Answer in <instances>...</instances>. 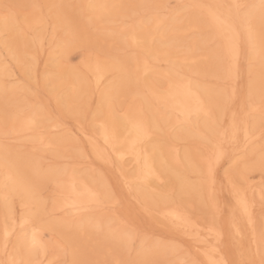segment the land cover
<instances>
[{
    "label": "rangeland",
    "instance_id": "obj_1",
    "mask_svg": "<svg viewBox=\"0 0 264 264\" xmlns=\"http://www.w3.org/2000/svg\"><path fill=\"white\" fill-rule=\"evenodd\" d=\"M158 2L161 5H173V6L204 5V6H209L211 8H215L221 12H224L225 10L216 8L215 6L227 5L233 3L231 0H158ZM6 3L19 5L21 7L14 9L15 15L11 17L12 19L11 18L8 19L13 23L12 24L13 27L11 29L12 32L15 33H12L10 29L5 31L2 28L0 29V31L3 30V32H0L1 64L2 66H4V68L7 71L6 75L3 77L4 83L7 80L9 81V88L13 87V85L16 86L13 88H20L19 91L20 95L17 98L18 100L22 98L24 95H28L30 104L39 105L44 109H47V111L49 110L48 112L51 114V120L48 121L47 123L50 124L51 122L58 123L55 136L56 135L66 136L67 138H69V140H71L74 143L73 147L67 150L69 154L66 157L64 156L62 158L57 159L54 158L53 156H49L50 154H47L45 157H43L44 159L42 158V162H41V164H43L41 165V167H43L42 169L44 170L51 169V168H56L58 166L57 168L61 170L64 167H70L73 166V164L80 163L77 168L81 172L91 173L94 174V176L97 175V177H99L102 180L104 187L103 191L104 189L109 190L112 193V195H109L106 198L107 200H105V197H103L104 202L106 203L104 210H101L99 212L96 209H94L93 211L89 212L91 214H88V217H94L95 215L97 217L102 212L104 213V215L102 213L100 214L102 217L103 216L104 218L111 217L115 219L114 221L112 219L113 225L117 226V227L113 226L115 227L114 230H116L117 228V230L119 231L120 226L122 229L125 230L124 231L125 238L123 237L122 243L126 258L129 257V249H133L136 246L135 235L130 234L128 232V227L131 226L132 228L135 229L136 233L146 234L149 236H153L157 239L170 241L174 245L173 249H170L169 250L170 252L167 253V255L163 257L162 260L169 261L170 264H190V262H194V261L195 264H202V260L200 259V257H198L195 254L193 249V244H191L190 240L187 237L175 231L166 222H163L161 219H159L160 216H157L158 203H160L158 201L161 200L159 194L169 193L168 195L169 197L168 196L164 197L166 200L167 198L172 197L174 203L184 206V204L181 203H184L182 200L185 201L186 198L187 202L185 204L187 205V209L190 208L192 209V210L190 209L191 214L193 213V216L200 223L202 222L203 225L205 223L207 225L212 223L211 222L212 213L210 212V210L206 205L207 193L201 190V186H199L200 171H198L197 173L198 169L189 166L188 164H186L185 166L180 165L179 167L171 166L168 170L169 173L167 171V173L164 175V179L161 182L155 184V187H153L155 189H153L150 186L133 185V187H131L132 189L127 190L123 184V176L119 164L116 161H113V164H109L108 162H105L101 160L99 157L95 156L92 152L89 141L91 139L89 135L91 133L95 134L94 132H96V134L99 133L100 126L95 122H93L90 114L88 115L87 118H85V113H92L96 111V109L99 107V102H98L99 95L94 85H92L94 83V80L92 81L94 77L92 74H89L88 72L87 75L85 71V65L91 61H96V60L101 61L103 64H107V65L109 64L108 66L112 65L114 67L117 63H126L129 67L130 73L134 75L136 74V72H138L139 69L137 59L146 57L150 63L152 62L151 67L153 71L146 74L144 79L147 80L151 86L153 85L152 87L154 89L156 90L158 89V91H164L169 86V80H168L169 77H166L164 74L175 77L176 75H178L177 77L179 76L183 77L184 75L186 77H189V79L191 81H194V83H205L211 87H215V88L219 87L221 91H226L230 87L229 82L227 80L225 81V79L222 80L221 78H217L215 75L213 76V74L209 71L205 72L202 69L197 70L195 66L190 65V63L187 61L184 62L181 61V59L179 58L176 59V56L179 57V55L180 56L184 55L186 46L183 45H185V43H182L181 45H177V44L174 45L171 43L164 44L163 45L165 46L164 49L166 50L167 53H169L168 55L172 60L168 59V61H166L167 56L166 58L164 56L162 57L158 56L156 58L158 61L157 60L155 61L154 55L145 54L142 51L134 47H131L125 39L121 38L120 31L122 28H129L130 26L138 22H144L148 24L149 22L152 21L151 19L153 17L151 19H140V18L131 17L128 14L127 16L119 15L116 18H114V20H108V18L105 16H101L99 20H96L92 17V14L88 8L82 9L80 7H76V6L84 5L83 0H0V20L2 19L5 20L4 19L5 12L3 10L2 5ZM239 3L258 5L260 3V0H239ZM32 5H40L42 7L32 8L31 7ZM50 5H66V6L71 5L73 7H66L63 10H61L59 14H57V10L49 9L48 6ZM176 11L180 12L181 15L176 16L175 13H169L164 9L157 10L156 15L161 20L172 22L177 18L187 19L190 16H192V14L194 13L197 14L198 12L196 8L186 9V10L177 9ZM34 16H36L37 18L34 19ZM69 17L74 18V20H76L77 28L80 27L81 29H83V33L81 35L76 36L73 33L72 29L68 28V24L70 23ZM31 18L37 21L40 20L41 22L39 23L40 25L34 24L35 26L32 25L29 28L25 27L24 26L25 23H23V21L26 22L28 20H31ZM54 32H55V39L53 38ZM209 32H211V30L206 29L204 32L205 37L203 38L202 32L196 30H192V31L187 30L185 34H183L184 39L182 38V40L189 42V40L195 38L202 39V43L201 45H199V48H203V49L206 48L207 51L205 52L213 51L215 46L208 47V42H207L208 37L211 36V33ZM15 45H18L20 48L26 47L27 55L25 57V62L22 65H19L16 62L15 58H12L13 54L10 52L11 51L10 48L14 49L13 47ZM8 47L10 50H8ZM30 49H32L33 51ZM171 55L172 57L174 56L175 59H173ZM29 56H31L32 59ZM191 72H193L194 74ZM74 73L85 75L84 78L87 88L85 95L86 96L85 102L82 105V108L81 107L77 108V112L70 111L67 103H65L66 99H64L66 98L65 93L67 94V90L69 89L67 88L68 86L65 84H67V82L70 80L69 76H73ZM112 76H114L112 73H108L105 79H103L102 81L103 85L100 86V88L104 86H108L112 81L113 78ZM87 82H89V85L87 84ZM161 84H163V87H161ZM26 90H30V91H26ZM141 94L145 95L147 94V91L145 90V92L142 93L141 92L137 93V91L130 92L127 94V96H125V98L121 102L112 99L111 108L113 107L112 112L114 113V116H116V118L118 119L124 118L126 116V113H128L129 109L134 105L135 100L141 97ZM7 105H6L7 107L6 106L4 107L3 111L0 110V139H2L0 141L4 146L5 145L7 147L14 146L15 149L18 151L20 149L22 150H25L26 148L30 149L29 148L30 145L24 146L25 138H22L23 136L20 135H15V134L11 135L8 138L7 142H5L3 135L5 130V125L7 124L9 131H11L13 128H15L14 126L17 118L19 117L18 115L26 114V113L18 112L17 108L14 107V105L11 104H7ZM229 119H230V113H228L227 110H224L219 113L220 122L222 123L227 122ZM193 124H194V128L198 127L196 121H194ZM50 129L51 128H46L47 131L45 130V132L49 133ZM179 129L180 128L175 127L174 129L170 130L168 133L162 131L158 133V136L157 134L155 135L154 138V141L156 143L155 146L160 151L159 152L157 150L159 153H162L164 147L163 145L165 144V142H167V140L173 137V134H175ZM184 129L186 130V132H191L192 130L191 127L189 126H186ZM17 136H20V138ZM20 139L21 140L24 139V141L22 142ZM179 143H180V148L183 152L193 153L197 150L199 151V149L201 150L204 149L206 147L207 141L195 135L194 136L190 135V137H187L186 139L179 141ZM240 144H241V139H240ZM69 151H72V154H70ZM232 152L233 150L230 149L228 156H226L223 160H221L220 164L217 167V174H218L217 198L220 202L221 207L225 209L226 216L231 215L233 212H235L237 224L241 228V233L246 234L247 231L246 223L244 222V220H242L239 209L236 206V201L234 200V197L231 193V189L228 186L227 180L224 179L225 171L229 169L234 159ZM129 170L130 172L127 173L128 176H130L132 172L131 171L132 169H130V167ZM259 170L258 169L251 170L244 179V187L245 188L247 187L246 188L247 192L249 191L248 194H251V196L255 198L253 199L256 201L257 207L255 214L257 215L258 228L262 219L264 220V200L261 199L262 189H264V171L262 170L259 171ZM6 172L7 169L5 166L3 168H0V177L3 173ZM185 178L187 180L186 184L183 183V179ZM52 179L50 180L51 181L50 183L47 182V184H45L44 190L40 193L41 206L39 207L41 211L39 212L43 211V213H39V215L40 214L42 215L39 216L40 217L39 219H35L36 221L31 220L34 228H36L37 232L41 235V238L46 244L45 250L39 253V258L40 260L44 261V264H54V263L72 264L73 261H71L72 259L70 257L71 251L69 244L65 242L64 239H62L56 231H51L45 229L44 227H41L42 224L54 222V219L59 220L58 222L60 221L64 222L65 220L63 219H66L67 217L57 207L58 203L63 200V198L61 197H64V195H62L63 193L61 194L62 191L61 185H59L60 177L58 181L56 180L52 181ZM220 180H223L224 182V186L222 190L220 188V183H219ZM190 182L192 184H190ZM193 183L195 185H193ZM245 183L249 185L246 186ZM187 184H189V186H191L192 188L188 187ZM198 188L200 190H197ZM152 189L155 191L154 196L155 198H157V201L155 199V201H153L155 202L153 203V206L151 204L149 205V208H146L145 210L144 208L146 204L143 199H140V197L142 195L144 196L146 194L153 192ZM145 190L147 191V193H145ZM186 190H187V195H185ZM137 192L141 194L139 195ZM178 196L180 197V200ZM177 198L178 201H182V202L178 203V201H175L177 200ZM170 200L171 198L168 199V201ZM22 201L23 200L21 197H19L18 195L15 196L14 206H15L17 223L20 222L19 217L24 207V203H22ZM53 201H55L57 207L55 209L53 207ZM109 201H111V203ZM141 201H143L144 204ZM30 204L28 207L34 209L37 208L33 203ZM140 205L141 207H139ZM193 207L195 208V210ZM1 214H4V202L2 203V201L0 200V218L3 216V215L1 216ZM228 233H229V229L225 226L223 239L222 241H220L219 245L222 253L227 257L229 262H231L238 260L240 258V253L238 250L230 246ZM1 238L2 237L0 236V242L2 241ZM55 255L58 256L55 257ZM2 256L3 255L0 254V259H5V257ZM132 256H135V252L132 253ZM51 258L52 261L50 260ZM79 258L81 259V261H86L87 259L88 261H93L89 257L88 253L85 257L77 256L78 261H80ZM82 258H85L86 260ZM98 261H102V260H98ZM103 261H107V262L110 261L109 264H114L111 262L110 259L109 260L104 259Z\"/></svg>",
    "mask_w": 264,
    "mask_h": 264
},
{
    "label": "bare ground",
    "instance_id": "obj_2",
    "mask_svg": "<svg viewBox=\"0 0 264 264\" xmlns=\"http://www.w3.org/2000/svg\"><path fill=\"white\" fill-rule=\"evenodd\" d=\"M231 1L233 3H239V0H231ZM83 3L84 5L97 6L94 8H88L92 14V17L96 20H99L101 16L107 17L108 20H114V18H116L119 15L121 16L128 15V13H126L124 10H113L100 6L127 5V4H160L158 0H83ZM196 9L199 13L198 12L197 14L194 13L192 14V16H190L187 19L177 18L172 22L161 20L156 15L157 13L156 11L153 18L151 19L152 21L149 22L148 24L144 22H138L130 26L129 28H122L120 31L121 38L125 39L131 47H134L145 54L154 55L155 61L157 60L156 58L158 56L161 57L164 56L165 58L167 56L166 61L170 59V56L168 55L169 53H167L166 50L164 49L165 48V46H163L164 44L171 43L174 45L175 44L181 45L182 43H185V45H183L186 46L184 55L183 56L179 55V57L176 56V59L179 58L181 59V61L184 62L187 61L190 63V65L195 66L197 70L202 69L205 72L209 71L213 74V76L215 75L217 78H221L222 80L225 79V81L227 80L229 82L228 72L221 63L220 59L215 54V51L213 50V51L205 52L207 51L206 48L204 49L199 48V45H201L202 43V39L195 38L189 40V42L182 40V38L184 37L183 34H185L187 30L200 31L202 32V37L204 38L205 30L210 29L211 32L209 33H211V35H214L217 30V25L213 13L219 15H222L224 13L209 6L196 8ZM35 18L37 17L34 16V19ZM34 19L31 18V20H28L26 22L23 21V23H25L24 26L29 28L34 24L38 25L39 23H41L40 20L37 21ZM69 19H70L69 21L70 23L68 24V28H71L76 36L81 35L83 33V29H81L80 27L77 28V23L76 20H74V18L69 17ZM12 24L13 23L10 20L6 22L5 20L2 19L0 20V29L2 28L4 29V31L10 29L12 32L11 29L13 27ZM0 32H3V30H1ZM15 46L13 47L14 49L10 48L11 49L10 52L14 56V57L12 56V58H15L16 62L19 65H22L24 64L25 57L27 55L26 47L20 48L18 45ZM10 49L8 47V50ZM29 57L31 58V56ZM172 58L175 59L174 56ZM137 60H138L139 69L138 72H136V74L134 75L130 73L129 67L126 63H117L114 67L112 65L108 66L109 64L108 65L103 64L101 61L96 60V61H91L85 65L86 73L88 72L89 74H92L94 77L92 79V81L94 80V83L92 85H94L99 95V101H98L99 107L101 105H104L106 111L109 108L111 109V115L109 116L106 122V127H101L99 122H95L100 126L99 133L96 134V132H94L95 134L92 133L90 135L88 134L91 139L89 141L92 152L95 156L99 157L101 160L105 162H108L109 164H113V161H116L119 164L123 176V184L127 190L132 189L131 187L133 186L130 187V185L125 181H130L132 180L133 177L137 176L140 173L141 169L144 167L145 163H147V165L149 166V170H150L149 179L147 183L137 184V185L150 186L152 188L155 187V184L161 182L164 179V175L167 173V171L171 166L179 167L180 165L185 166L186 164H188L189 166L197 168L198 169L197 173L198 171H201L203 169L206 147L204 146L205 147L204 149L202 150L199 149V151L197 150L193 153L183 152L180 148L179 141L184 140L187 137H190V135L191 136L195 135L207 141V136L209 135V133L204 120L203 119H200L201 121L197 120L194 116H191L190 118V114L195 113L199 108L202 107V105H207L210 98H215L219 93L222 92L219 89V87L218 88L211 87L205 83H194V81H191L189 77H186L184 75L183 77L181 76L177 77L178 75H176L175 77L166 74L164 75L166 77H169L168 78L169 86L164 91H158V89L157 90L154 89L152 87L153 85L151 86L148 83V81L144 79L146 74L153 71L151 67L152 62L150 63L146 57H142ZM6 73H7L6 69L1 64V54H0V110L2 111L4 110V107L7 104H11L14 105V107H16V103L18 101L17 98L20 95L19 94L20 88H13V87H10L8 95L7 96L5 95L3 91V85H4L3 77L6 75ZM108 73H112L114 75L112 76L113 78L111 83L108 86H104L100 88V86L103 85L102 84L103 79H105ZM69 77L70 80L69 81L67 80L68 82L67 84H65L68 86L67 88L69 89L67 90V94L65 93L66 98L64 99H66L67 102L65 101V103H67L70 111L77 112V108L78 107L82 108V105L84 104L86 99L85 95L87 88L84 78L85 75L74 73L73 76H69ZM87 84L89 85V82H87ZM145 90L147 91V94L145 95L141 94V97L135 100L134 105L129 109L128 113H126V116L124 118L118 119L116 118V116H114V113L112 112L113 107L111 108L112 99L121 102L125 98V96H127L128 93L134 91L135 92L137 91V93L140 92L142 93L145 92ZM162 113H167L168 118L161 119L160 116ZM18 116L19 117L17 118L14 127L28 128L30 125L27 119V115L19 114ZM194 121H196V124H198L197 128H194V124H195V123L193 124ZM186 126L191 127L192 129L191 132H186V130L184 129ZM52 127H55L56 129L58 127V123L51 122L50 124L46 122L45 128H52ZM175 127H178L180 129L175 134H173V137H171L169 140H167V142H165V144L163 145L164 147L162 150L163 153L162 156V153H159L160 151L155 146L156 144L154 141L155 135L157 134L158 136V133L162 131L168 133L170 130L174 129ZM145 131L147 132V135H144ZM44 132L42 133L40 130H37L32 133L20 134V136H23L22 138H25L24 146L30 145L29 146L30 149L26 148L25 150H22L18 148L20 149L18 151L15 149L14 146L7 147V161L5 159V146L0 141V163H1L0 168H3L5 166L7 169V172L3 174L1 173L2 175L0 177V200L2 201V203L4 202L5 186L7 185L8 192L10 195H14V196L18 195L19 197L22 198L23 203L27 204L28 206L30 203H33L37 208L34 209L29 207L31 209V216L29 217V225L27 226V228L29 235H31L32 231H35L39 237H41V235L37 232L36 228H34L31 220L39 219L40 218L39 216L42 215V214L39 215V213H43V211L39 212L41 211L39 207L41 206L40 193L44 190L45 184H47V182L49 183L51 182L50 180L53 178V170L59 169L57 168L58 166L56 168H51V169H45V170L42 169L43 168L41 167V165H43L41 164L42 158L45 157L47 154H50L49 156H53L54 158L57 159L65 156L63 154L57 155L55 151L49 149L48 142L51 132L49 133L45 132L47 134H45ZM42 135L44 137L43 142H41ZM106 135L110 138L114 137L115 140L118 142V149L119 152L123 154V159H120L118 155L114 154L112 152V149L105 144ZM20 136L17 137L20 138ZM256 136L257 137L259 136L258 130L256 132ZM56 137L58 138V142L60 144L69 146L67 149H62V153L63 151H67L71 147H73L74 143L71 140H69V138H67L66 136L56 135ZM21 141L23 142L24 139H22ZM259 143H260L259 139H256L254 141L257 151L254 157V165L252 167V170H256V169L261 170L259 163V151H258ZM243 146H244V139L242 137L240 148H242ZM69 152L70 154H72V151ZM137 154H139V157ZM79 164L80 163L73 164V166L70 167H64V168L61 167L62 171L59 176L61 181L59 180L60 182L59 185H61L62 191L60 189L59 190L61 191V194L63 193L62 195H64V197H61L63 198V200L61 199L62 201L58 203L57 207L59 210H61L64 213V215L67 216V217L65 216L66 219H63L65 221L58 222L59 220L54 219V222L42 224L41 227H44L45 229L51 231H56L60 235V237L69 244L71 251L70 257L72 259L71 261H73L72 264H74V261H78L77 256L85 257L87 253L89 254V257L93 261H98V260L103 261L104 259L105 260L110 259L111 262L114 263L116 261L128 259L129 257L126 258L125 256L123 243H122L123 242L122 239L125 236L124 235L125 230L122 229L120 225H119L120 226L119 231L117 230V228H116L117 231L114 230L115 227L113 226L116 225H113L112 222L115 219L111 217L109 218H104V216L102 217L100 215L102 212L100 214L98 213L100 216L97 214L98 215L97 217L96 215L94 217H88V214H91L89 212L93 211L94 209H96L99 212L105 209L106 203L104 202V199L99 198L95 195L96 193L103 191L104 187L102 180L99 177H97V175L94 176V174L91 173L81 172L77 168ZM129 167L130 169H132L130 176L127 175V173L130 172ZM64 169H67L66 173L63 172ZM52 181L55 180L52 179ZM183 183L184 184L187 183L186 178L183 179ZM190 184L192 183L190 182ZM193 185L195 184L193 183ZM245 185L248 186L249 184L247 185L245 183ZM187 186L191 187L189 186V184H187ZM246 188H245V195L247 196V199L251 205L250 207L251 216L256 227L258 228L257 215L255 214L257 207L256 201L254 200L255 198L251 196V194H248L249 191L247 192ZM197 190L200 189L198 188ZM154 192L155 191L153 190V192L149 193L150 195L146 194L144 196L142 195L141 196L142 198L140 197V199H143L146 204V206L143 205L145 206L144 208L145 210L146 208H149V205L152 204L153 206V203H155L153 202L154 201L153 198L155 197ZM145 193H147L146 190ZM138 194L140 195L141 193ZM185 195H187V190ZM107 197H105V200H107L106 199ZM170 198L171 200L168 201V199ZM170 198H167L166 200L163 197L161 198V200L158 201L160 202L158 203V215H157L160 216L159 219H161L163 222H166L175 231H177L178 233L182 234L183 236L187 237L190 240L191 244H193L194 252L198 257H200V259L202 260V264H209L210 259L222 260L225 262V264H230L229 260L222 253L220 249L219 244L221 240H218L215 231H209V228L211 227L212 223H210L209 225H207L206 223L203 225L202 222L200 223L193 216V213L191 214L190 211L192 209L191 208H190L191 210L187 209V205L185 204L187 202L186 198L185 201L182 200L184 203H181L184 204V206L174 203L172 197ZM178 198L180 200L179 196ZM178 198L175 201H178ZM155 199L157 201V198ZM182 201H178V203ZM109 202L111 203V201ZM141 202L144 204L143 201ZM139 207H141V205ZM239 212L242 217V220H244V222L247 224V217L242 214V210L239 209ZM102 214L104 215V213ZM173 214L182 217H187L190 226L187 228L179 227L178 226L179 221L175 220ZM1 216L2 217L0 218V236L2 237L1 238L2 241L0 242V254H2L5 257L2 248L3 236H4V214H1ZM14 240H15L14 236L10 237V241H14ZM9 250L11 251V247ZM56 256L58 255H55V257ZM163 257L165 256L157 257V259L162 260ZM6 258L7 257H5V259ZM52 258L50 259L51 261ZM82 259L86 260L85 258ZM86 261H88V259Z\"/></svg>",
    "mask_w": 264,
    "mask_h": 264
},
{
    "label": "snow or ice",
    "instance_id": "obj_3",
    "mask_svg": "<svg viewBox=\"0 0 264 264\" xmlns=\"http://www.w3.org/2000/svg\"><path fill=\"white\" fill-rule=\"evenodd\" d=\"M5 21L15 15L14 9L21 7L14 4H3ZM32 8H40V5H32ZM49 9L57 10L60 13L71 5H50ZM82 9L94 8L95 5L76 6ZM113 10H124L131 17L140 19H151L155 12L164 9L169 13L180 16L177 9H194L207 7L204 5H161V4H127V5H104L100 6ZM216 8L224 9L222 15L213 13L216 20L217 30L214 35L208 37V47H214L215 54L226 68L229 76L230 87L222 91L215 98H210L207 105H202L195 113L190 114L197 120L203 119L208 128L209 135L204 155V167L199 174L201 189L207 193L206 205L212 213V225L209 231H215L218 240L223 239L225 226L229 229V243L240 253V258L231 261L230 264H264V220L259 228L256 227L250 212V203L245 195L244 179L252 170L256 146L254 141L259 139V163L264 171V0L258 5L246 3H232L217 5ZM46 19V18H45ZM55 39V33H53ZM15 87V85H13ZM163 87V84H161ZM5 95L9 92V81L3 85ZM30 91V90H26ZM18 112L26 113L29 122L28 128H13L9 131L7 124L4 130V139L7 142L11 135L32 133L46 130V122L51 120V114L39 105L29 102L28 95H24L16 103ZM227 110L230 119L227 122H220L219 113ZM91 115L93 122H99L101 127H106V122L111 115V109L107 111L101 105L95 112L85 113V118ZM161 119H167V113H162ZM259 136H256V132ZM48 147L57 155H68L69 146L62 145L55 136L56 129H50ZM147 135V132H144ZM243 137L244 146L240 148V139ZM44 137L41 136V142ZM105 144L123 159L119 152L118 142L114 137L105 136ZM232 149L234 157L229 169L225 171L224 179L227 180L231 193L235 198L237 208L247 217L246 234L241 233L237 224L235 212L231 215L225 213L217 198L218 174L217 167L229 154ZM238 149V150H237ZM139 157V154H137ZM5 159L7 161V146L5 145ZM62 170H53V179L58 180ZM63 172H67L64 169ZM150 175L149 166L145 163L140 173L130 181H125L131 186L147 183ZM221 190L223 180L219 181ZM99 198L112 195L109 190L100 191L95 194ZM169 193H160L159 197L168 196ZM155 201V197L153 198ZM261 199L264 200V189ZM23 203V201H22ZM15 196L10 195L7 185L4 195V236L3 252L6 259H0V264H44L39 259V253L45 250V243L35 231L29 235L27 226L31 209L24 204L23 211L17 223L15 214ZM53 207H56L53 201ZM174 215L178 226L187 228L190 223L187 217ZM128 232L135 235L136 246L129 249V258L114 262V264H170L169 261L157 259L166 256L174 245L170 241L157 239L146 234H139L131 226ZM234 233V234H233ZM15 237L10 241V237ZM11 247V251L9 250ZM135 252V256L132 253ZM74 264H109L107 261H74ZM195 264V262H190ZM209 264H225L222 260L210 259Z\"/></svg>",
    "mask_w": 264,
    "mask_h": 264
}]
</instances>
